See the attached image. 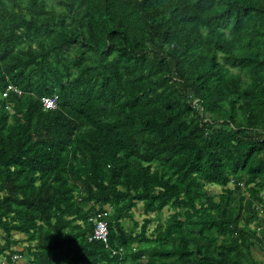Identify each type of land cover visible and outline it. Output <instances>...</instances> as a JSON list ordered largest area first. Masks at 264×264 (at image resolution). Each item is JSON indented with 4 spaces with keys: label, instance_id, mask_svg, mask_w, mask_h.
<instances>
[{
    "label": "trees",
    "instance_id": "trees-1",
    "mask_svg": "<svg viewBox=\"0 0 264 264\" xmlns=\"http://www.w3.org/2000/svg\"><path fill=\"white\" fill-rule=\"evenodd\" d=\"M0 234V264H264V0H0Z\"/></svg>",
    "mask_w": 264,
    "mask_h": 264
},
{
    "label": "built area",
    "instance_id": "built-area-1",
    "mask_svg": "<svg viewBox=\"0 0 264 264\" xmlns=\"http://www.w3.org/2000/svg\"><path fill=\"white\" fill-rule=\"evenodd\" d=\"M42 107L45 110H52L55 108V98H43L41 99ZM104 214L96 215V218L94 219V228H93V234L92 239L93 240H101L104 242L105 236H106V225L103 220H100L103 218ZM16 257H12L11 259L15 261ZM1 264H3L1 262Z\"/></svg>",
    "mask_w": 264,
    "mask_h": 264
},
{
    "label": "rangeland",
    "instance_id": "rangeland-1",
    "mask_svg": "<svg viewBox=\"0 0 264 264\" xmlns=\"http://www.w3.org/2000/svg\"><path fill=\"white\" fill-rule=\"evenodd\" d=\"M212 191H214V192H219V189L218 188H210ZM171 213L169 212V211H163L162 213H161V217H160V219L162 220V221H164L166 218H168V216L170 215ZM144 218V216L141 214V212H140V210H135V211H133V220L137 223V225L138 224H140L141 223V221H142V219ZM124 226L125 227H128L129 226V223H124ZM153 227H154V223H151V225H149L148 227H147V233H150L151 231H152V229H153ZM0 237H1V234H0ZM13 238L14 239H20V238H22V236L21 235H13ZM21 248V243H19L16 247H15V249L16 250H19ZM253 252V254H254V257L256 258V259H261V257H260V255L254 250V251H252ZM13 257H15V256H13ZM17 258V257H16ZM12 260V259H11ZM23 260V259H22ZM22 260L21 259H16L15 261H14V264H21L22 263ZM13 261V260H12Z\"/></svg>",
    "mask_w": 264,
    "mask_h": 264
}]
</instances>
